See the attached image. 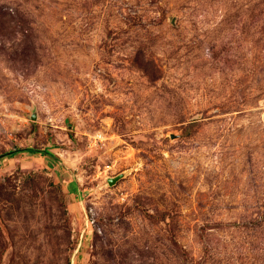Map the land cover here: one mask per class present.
<instances>
[{"label": "rangeland", "instance_id": "rangeland-1", "mask_svg": "<svg viewBox=\"0 0 264 264\" xmlns=\"http://www.w3.org/2000/svg\"><path fill=\"white\" fill-rule=\"evenodd\" d=\"M27 147L0 264H264V0H0V156Z\"/></svg>", "mask_w": 264, "mask_h": 264}, {"label": "trees", "instance_id": "trees-1", "mask_svg": "<svg viewBox=\"0 0 264 264\" xmlns=\"http://www.w3.org/2000/svg\"><path fill=\"white\" fill-rule=\"evenodd\" d=\"M18 151H26L27 153H31V154H43V155L50 154V152H48L47 150H40V149H36V148L27 147V148H20V149H15L12 151L5 152L0 157H7L8 155L14 154ZM51 156H52V154H51Z\"/></svg>", "mask_w": 264, "mask_h": 264}, {"label": "water", "instance_id": "water-1", "mask_svg": "<svg viewBox=\"0 0 264 264\" xmlns=\"http://www.w3.org/2000/svg\"><path fill=\"white\" fill-rule=\"evenodd\" d=\"M32 117H34V116L32 115Z\"/></svg>", "mask_w": 264, "mask_h": 264}]
</instances>
